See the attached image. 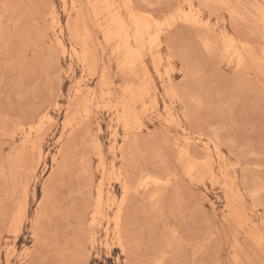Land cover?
Listing matches in <instances>:
<instances>
[{"label":"rangeland","instance_id":"1","mask_svg":"<svg viewBox=\"0 0 264 264\" xmlns=\"http://www.w3.org/2000/svg\"><path fill=\"white\" fill-rule=\"evenodd\" d=\"M72 1L0 0V264H264V0H130L163 29L161 58L146 47L132 69L105 42L91 0ZM190 1L198 23L177 18ZM86 25L83 67L69 49ZM81 78L95 98L73 96ZM143 87L141 128L118 126L115 152L112 105ZM102 160L131 185L143 171L159 182L124 203L123 253L90 247ZM104 181L120 196L114 176ZM19 206L27 219L15 232Z\"/></svg>","mask_w":264,"mask_h":264},{"label":"bare ground","instance_id":"2","mask_svg":"<svg viewBox=\"0 0 264 264\" xmlns=\"http://www.w3.org/2000/svg\"><path fill=\"white\" fill-rule=\"evenodd\" d=\"M77 2L74 0L72 1L73 8H76L79 5ZM89 5L93 6L92 17L95 19L97 26L103 32V38L105 42L115 44L116 57H117V60H120V65L123 69L124 68L132 69L138 63L144 64V59H143L144 53L143 52L146 47H147L146 49L149 51L150 56L152 57L153 60L156 59V61H158V59L161 58L160 35L163 32V29L159 26V24L157 23V20L150 13L140 12L138 10H135L131 5L130 0H119V1L117 0H91L89 2ZM192 6H193V3L191 1L188 2L186 8L189 9V12L188 11L185 12L186 8L183 7L180 10V13L177 16V18H179V20L184 21V22L198 23L197 16L195 14H190V12L192 11ZM200 23H201V20H200ZM167 25L171 26V23H168ZM58 27H59L58 32L60 36L57 37V43L62 48V50L65 52L68 48H67L66 42L61 37V29H62L61 25L58 24ZM73 32H75L74 35L76 37V40H75V44L72 45L71 48L69 49V53H70L69 56L72 58L75 57L78 60V62L83 65V67H86V65L88 64L89 56H90L89 43H90V38H91L92 33L90 34L87 25L85 28H83L82 31L75 29ZM71 34L72 33H70V35ZM228 40L229 39H227V42ZM230 40H232V36ZM92 41L94 40L92 39L91 42ZM234 43L236 42L234 41ZM91 45L94 46L93 44ZM242 45L244 44H241L240 46ZM224 46H225V50L228 52V51H233L235 45L233 44L232 41L231 42L229 41V43H227L226 45L224 44ZM246 48H248V46ZM252 62H253V59H252ZM105 76L106 75H104V77ZM72 78H74L73 75H72ZM148 92H149L148 87H143L140 90L131 92L130 94L132 95L129 99H125V97H121L119 101H117L115 104L113 103L114 104L112 105L113 108L112 107L107 108V110H109L110 108L113 109L112 114L116 122V126L112 128L113 129L112 131L110 130L112 134V138H113L112 146L110 145L112 150L115 151V149L117 148L119 149L118 142L116 139L118 126L121 127V129H131V130H136V129L141 128V123L139 122L140 120L137 118L138 109H137L136 103L137 101L142 100L143 97L146 96ZM94 93L95 92L91 89V86L89 85L87 79L81 78L75 81L73 96L80 97L82 95H86L87 98L91 97V99H93L95 98ZM107 95H108L107 99L110 100L111 93L109 92ZM104 108H105V105H104ZM167 114L170 115L169 112ZM84 116L86 118L90 116L89 110L86 111ZM81 118H84V117H81ZM51 120H52V116L50 114V111L46 110L44 115H42V117L38 120L39 121L38 124L41 127L45 123V121L50 122ZM68 126H71L69 118L65 121V127H68ZM23 130L25 131V129ZM36 131L38 132V130ZM12 138L14 137L12 136ZM25 142L24 143L22 142L21 144L23 145L25 144ZM204 147L206 151L209 149L207 145H204ZM98 151H99V154H101L100 144H98ZM189 157L190 156H189L188 149L182 148L181 151L179 152V159L184 164L185 172H189V170L192 168L193 163L191 164L189 162ZM101 159H102V156H101ZM56 161H57V157L53 156L52 162L54 163ZM99 166H100L99 172L103 179L95 185L96 186L95 197H93L94 205H93V210L90 214L89 221H88L89 222L88 224L91 229L90 247L94 248L96 245V247L98 246L97 247L98 249L99 247H103L106 250L110 251V249H112L115 246V247H119L120 251L123 253L126 250V248L124 249V247L126 246L124 244L125 243L124 239L122 240V237L124 236L121 237V234L124 235V233H122L121 231L123 227V226L121 227V225L124 222L122 221L123 220L122 215L125 213V212L123 213V209L125 208L126 200L129 201V198L131 197L130 192L133 191L135 193L137 192L139 193V190H146L148 187L156 186L159 182L156 178H153L148 173H145L143 171L140 174L138 179L135 178L136 173H130L132 174L131 177L133 178V181H135V184L131 185L134 182L129 184V182H127L125 179L127 177V174L125 173V171L122 172L121 169L117 168L115 163L112 162L110 164L109 170L103 160L100 162ZM123 173L125 174L126 177H124ZM133 174H134V177H133ZM111 176H114L115 181L120 186V189H121L120 196L116 193L115 189H113V186L110 183H107L104 181L106 178L107 180L110 179ZM134 179H137V181ZM168 181L169 179L165 182H168ZM133 192H131V194ZM123 205H124V208H123ZM19 207L20 208H18L14 213L15 220H16V224L14 225L15 232L23 228V225L25 224V221L27 219L26 214H25V209L22 208L21 206ZM123 218L125 219V215ZM99 230H103L105 233V238L102 241H99L96 236ZM98 252L99 251H97V253Z\"/></svg>","mask_w":264,"mask_h":264}]
</instances>
